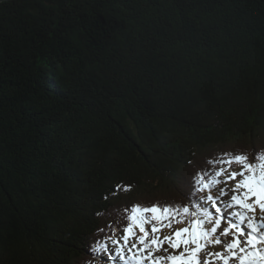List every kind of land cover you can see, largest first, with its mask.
<instances>
[{
    "label": "trees",
    "instance_id": "16d2710c",
    "mask_svg": "<svg viewBox=\"0 0 264 264\" xmlns=\"http://www.w3.org/2000/svg\"><path fill=\"white\" fill-rule=\"evenodd\" d=\"M261 131L264 0L0 2V264H81L123 193Z\"/></svg>",
    "mask_w": 264,
    "mask_h": 264
},
{
    "label": "snow or ice",
    "instance_id": "6c2138e0",
    "mask_svg": "<svg viewBox=\"0 0 264 264\" xmlns=\"http://www.w3.org/2000/svg\"><path fill=\"white\" fill-rule=\"evenodd\" d=\"M258 160L250 161L246 155H235L232 159L212 162L214 165H227L220 166L214 175L194 177L193 193H207L206 201L211 207H204L195 196V210L183 207L181 219L188 217L191 222L187 227L175 231L173 236L164 237L172 250L183 249L179 254L168 255V264H216L217 261H222V264H230V261L264 264V156ZM233 163L240 167V171H230ZM232 181L235 184L231 188L230 200L222 207L218 206L217 201L229 195L228 191L220 188L218 196L210 193L219 185ZM177 215L179 210L174 211L171 207H132L127 215V226L122 229V243L121 239L108 238L115 247V254L109 251L108 241L97 242L94 251L103 264H107L104 253H108L113 264H116L117 258L120 264H143L152 258L154 251L160 250L162 242L156 238V234L164 226L171 227L170 218ZM164 221L169 223L165 225ZM153 222L159 223L160 227ZM223 223L227 226L220 231ZM146 225H152L150 232ZM150 236L154 238L150 239ZM221 237L231 239L224 244ZM221 244H224L223 251H207L209 246ZM205 252L207 257L202 262L201 253ZM163 259H156L153 264H161Z\"/></svg>",
    "mask_w": 264,
    "mask_h": 264
},
{
    "label": "rangeland",
    "instance_id": "374dc122",
    "mask_svg": "<svg viewBox=\"0 0 264 264\" xmlns=\"http://www.w3.org/2000/svg\"><path fill=\"white\" fill-rule=\"evenodd\" d=\"M249 139V138H248ZM264 143V131L260 132L259 137L258 136H252L249 140L245 139L243 141H237L238 146L242 147H260ZM235 146V142L230 143V145L227 147V151L230 150L231 147ZM211 149V148H208ZM208 153V150H203L198 153V156L196 158L200 159L199 161L193 163L195 166H202L205 162V158ZM204 156V157H203ZM210 156V154H209ZM203 157V158H202ZM189 172V166H187L184 170H182L181 173L188 174ZM182 177H178L177 182H173V184H165L167 187H164L163 185L159 190H157V193L148 196V193L146 192V189H141L140 191L134 192L133 194H130L129 197L133 200H144L146 202H151L153 200L159 201V200H167L169 198L170 200L176 198V196L180 195V191L182 190V187L177 188L178 184H182ZM132 201V200H129ZM115 248L113 245L111 246V249Z\"/></svg>",
    "mask_w": 264,
    "mask_h": 264
},
{
    "label": "water",
    "instance_id": "95a60500",
    "mask_svg": "<svg viewBox=\"0 0 264 264\" xmlns=\"http://www.w3.org/2000/svg\"><path fill=\"white\" fill-rule=\"evenodd\" d=\"M4 1H7V0H0V2H4Z\"/></svg>",
    "mask_w": 264,
    "mask_h": 264
}]
</instances>
